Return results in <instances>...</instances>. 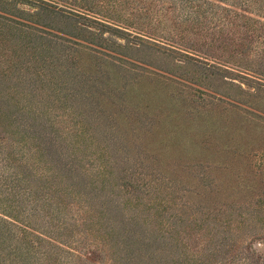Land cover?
I'll use <instances>...</instances> for the list:
<instances>
[{
    "label": "rangeland",
    "instance_id": "obj_1",
    "mask_svg": "<svg viewBox=\"0 0 264 264\" xmlns=\"http://www.w3.org/2000/svg\"><path fill=\"white\" fill-rule=\"evenodd\" d=\"M201 1L0 0V264H264V11Z\"/></svg>",
    "mask_w": 264,
    "mask_h": 264
},
{
    "label": "trees",
    "instance_id": "obj_2",
    "mask_svg": "<svg viewBox=\"0 0 264 264\" xmlns=\"http://www.w3.org/2000/svg\"><path fill=\"white\" fill-rule=\"evenodd\" d=\"M183 2V5H189L188 9H193V7H197L196 5H193L194 3L200 2V4H197L198 6H202L205 1H201V0H181ZM239 4L242 6H244L245 4H247V8L250 4L256 6L259 10H263L264 11V0H244V1H240ZM260 26H262L264 28V23L262 22H257ZM3 217V216H0ZM0 223H3V225L7 224L8 225H13L11 224V222H7V220L0 218Z\"/></svg>",
    "mask_w": 264,
    "mask_h": 264
}]
</instances>
